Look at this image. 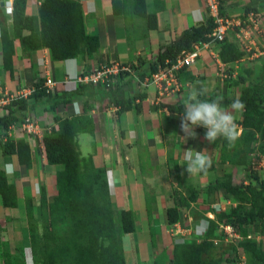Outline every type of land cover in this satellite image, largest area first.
<instances>
[{
  "label": "crops",
  "instance_id": "crops-1",
  "mask_svg": "<svg viewBox=\"0 0 264 264\" xmlns=\"http://www.w3.org/2000/svg\"><path fill=\"white\" fill-rule=\"evenodd\" d=\"M41 1L25 2V13L33 17L35 30L39 29ZM78 1L82 4L86 31L99 36V48L91 55L52 60L47 47L23 51L19 40L14 39L11 77L10 72L3 68L0 39V116L9 114L18 117L7 128L0 125V141L24 139L29 144L32 158V167L27 168L18 162L15 154L4 155L0 147V167L5 172L6 164L12 166L11 174L5 172V175L15 185L17 196L16 207H4L0 196V264H5V250L9 243L19 242L30 248L26 190L30 193L35 212L40 203V184L45 187L48 201L57 195L55 174L58 166L47 163L42 142L43 135L56 125V115L91 118L92 129L86 125L75 136L80 156H90L96 167L105 169L113 208L133 211L135 223L140 220L142 212L148 218L150 215L152 226L155 227L153 222L158 221L160 232L169 223L166 215L160 217L159 212H166L168 207L174 206L173 203L168 205L173 201L168 192L174 183L171 173L180 170L188 174L184 150H207L206 154L216 167L225 165L218 163V144L207 141L205 134H200L196 127L197 137L184 140L185 134L180 128L183 116L161 105L184 103L190 92L186 85L188 77L195 80L191 84L192 89L199 91L202 84L205 96L209 95L212 84H217L215 69L219 65L229 66L219 59V44L213 45L209 41L202 45L200 54L203 53V56L192 68L154 65L161 44L171 41L189 26L205 23L208 17L205 1L164 0L165 8L157 12V29L131 42L126 37L125 20L121 15L113 14L111 0ZM3 2L0 0V22L11 28V14L4 11ZM254 28L256 26L251 27L250 32ZM211 57L212 62L209 61ZM102 63L125 65L128 69L119 72L110 89L76 79L75 75L89 73ZM151 65L157 69L153 71ZM157 73L162 79H153ZM40 78L44 84L50 80V92L55 97L63 93L65 96L75 94L68 95L69 102L66 104L52 109L45 98L35 99L32 95L34 82ZM15 98L25 100L27 107L21 109L11 104ZM107 100H110L109 105ZM123 100L130 101L132 107L118 113V101ZM136 103L141 106L139 111L134 108ZM166 116L172 117L175 122L168 123ZM203 130L206 133L207 129L203 127ZM168 132H172L176 139L172 157L171 153L168 156L166 147ZM117 133L120 134L119 139ZM142 146L146 147V154L138 152ZM195 175L200 177L199 173ZM167 183L170 184L167 186Z\"/></svg>",
  "mask_w": 264,
  "mask_h": 264
},
{
  "label": "trees",
  "instance_id": "trees-1",
  "mask_svg": "<svg viewBox=\"0 0 264 264\" xmlns=\"http://www.w3.org/2000/svg\"><path fill=\"white\" fill-rule=\"evenodd\" d=\"M250 0L242 8L244 17L251 11V6L257 5ZM26 0H13L11 12V28L3 21L0 22V39L2 46L3 68L13 77L12 56L14 54L13 40L18 39L23 51H35L47 47L50 50L52 60H65L81 54L91 55L97 51L100 45L99 36L86 31L82 4L78 0H42L39 6V29H34L33 17L25 13ZM114 15H121L125 20L126 37L129 42L136 38L145 37L150 30H155L157 24V12L165 8L164 0H111ZM255 10V9H254ZM128 21H130L128 23ZM141 30L138 31V26ZM214 23L207 17L205 23L197 26H189L179 35L167 43L159 46L154 65L164 67L169 61H174L182 52L191 49L197 41H208L207 36ZM220 49L219 58L222 63L232 64L242 59L244 52L238 45L223 39L218 42ZM151 65L155 71L157 68ZM246 75L252 71L246 69ZM244 75H238V83H246ZM110 89V88H108ZM204 86L200 84V90ZM44 85L43 79L34 82L32 93L35 99L45 98L51 108L59 104L69 102V96L75 94H61L55 97ZM113 90V88H112ZM204 94L202 100H214L216 95ZM65 97V98H64ZM52 99V102H51ZM239 99L244 108L241 119L236 124L242 128V132L234 144L232 152L225 158L223 150L220 160L223 164L229 161L231 164L248 166L251 163L252 154L259 152L264 156V85L251 88L249 85L242 88V94L235 99L223 98L222 104H228ZM120 107L118 113L129 110L130 101H118ZM11 104L17 108L27 107L25 100L15 98ZM170 112L184 114V103L165 104ZM136 111L141 106L134 105ZM10 110L9 113H11ZM13 115L0 116V125L7 128L9 124L17 120ZM168 123L175 120L165 117ZM56 125L42 137L47 163L57 165L55 185L57 195L48 201L45 187L40 184V203L36 208L37 217L41 216L48 221L42 226V232H38L37 223L30 221L34 211L30 193H25V211L28 224L30 250L34 260L39 264H124L122 236L135 231V216L130 209H115L111 205L108 193L106 171L103 167H96L90 156L81 157L75 139L76 133L86 125L92 129V121L85 117H54ZM85 123V124H84ZM196 129L204 135L203 127ZM258 141L256 145L254 142ZM221 145L225 149L229 142L219 137L214 144ZM0 147L4 155L15 154L18 162L27 168L32 167L31 150L24 139H6L0 141ZM94 170L91 178L85 179L81 174L84 162ZM216 171L215 163L207 171L199 172L200 175ZM254 184H236L229 178V173L224 176L216 175L209 178L204 186V191L211 194L218 190H224L231 194L237 201L236 205L228 210L212 212L217 219L227 220L239 233L240 239L237 246L250 253L253 264H264V248L254 238L248 236L247 225L258 219H264V179L255 171H250ZM196 188V187H194ZM200 191V190H199ZM196 189L189 190V200L198 198ZM0 196L4 207H16L17 196L13 183H10L4 170L0 167ZM149 214V213H148ZM166 218L169 224H174L179 218L178 208L170 206L166 209ZM208 226L206 235L212 238L217 227V221L207 218ZM57 229V230H56ZM191 240L189 243L174 247L172 255L174 260L181 264H219L215 258L205 261L202 253L208 247V241ZM23 254V247L20 248ZM166 258V253H162ZM154 264L160 263L156 256Z\"/></svg>",
  "mask_w": 264,
  "mask_h": 264
},
{
  "label": "rangeland",
  "instance_id": "rangeland-1",
  "mask_svg": "<svg viewBox=\"0 0 264 264\" xmlns=\"http://www.w3.org/2000/svg\"><path fill=\"white\" fill-rule=\"evenodd\" d=\"M220 2V12L224 18L232 20L239 17L241 20H244V22H241V26L231 24L224 38L235 42L240 49L243 48L241 50L244 52V55L242 59L229 66L219 65V68L215 69V72H217V84H212L213 88H210L209 94L214 91L213 94L218 97L235 99L242 94V88L247 85L251 88L264 85V0L254 2L258 6H251L249 13L251 19L255 21V25L251 23L252 20H246L247 15L244 17L242 7L248 3L246 0H220ZM137 26L138 31H140L141 25ZM254 26L256 28L253 29V32H250V28ZM240 27L242 29H239ZM216 42L218 43L217 40L212 39L213 45ZM195 45L198 46V50L200 51L202 43L196 42V44H193L192 49L195 48ZM202 56L203 53H199L198 59ZM209 61L212 62L214 60L211 57ZM246 69H250L252 74L246 75ZM238 75L246 76L247 82L237 84ZM194 83V78L189 79L188 77L186 85L190 91L193 90L191 84ZM108 102L110 103V100L106 102L109 105ZM231 104L232 102L225 103L222 104V107L232 112L235 122H237L241 119L242 110L237 111L232 109ZM239 130L241 133L242 128L240 126ZM120 133L122 134V131ZM117 137L118 139L120 138L119 133H117ZM175 141L176 139L172 132H168L166 142L168 156L170 153L171 157L173 155V144ZM237 142L236 140L234 143L227 145L225 149H222L219 143L220 153L223 150L225 158H228L234 144ZM257 143L258 141H255L254 145ZM138 152L146 154V147H140ZM218 163H222L220 159H218ZM223 164L228 166L221 165L219 168L216 167L215 172L200 175V177L195 174L181 173L180 170L171 173L174 183L170 185L168 192L171 193L170 196L173 201L168 202V205L173 203L174 206L178 207L179 218L177 222L166 225L160 232L158 231V221L153 222L155 227L152 226L150 215L148 218L146 213L142 212L140 214V220L135 223V231L122 236L124 264H154L156 256L159 257L160 263L162 262L163 264H181L180 261L174 260L172 250L174 247L182 245L183 243H189L191 240H206L208 237L206 235L208 226L207 218L215 219L217 221V227L214 230L213 237L207 239L208 247L202 253V258L208 261L213 257L219 261V264H253L250 253L243 251L237 246V241L240 239V236L235 228L227 220L217 219L212 213L228 210L231 206L236 205V199L224 190L207 194L203 189L209 181V178L214 176V174L224 176L226 172L229 173V178L233 183L254 184L255 181L251 178L250 171H255L259 177L264 179V160L260 159L254 153L251 163L248 166L230 164L229 161H225ZM93 173L94 170L85 161L81 168L82 176L85 179H89ZM170 183H167V186ZM194 187L197 188V191H200L198 198L195 201H190L189 190L196 189ZM34 212L30 221L37 223L38 232L41 233L42 226L48 224V221H45L42 215L37 217V213ZM165 215L166 212L164 210L159 212L160 217ZM247 229L248 236L254 238L264 248V219H258L248 224ZM157 233L160 235L157 236ZM21 246L23 247V254L20 251ZM163 252L166 253V258L162 254ZM5 256V264H39L38 261L34 260L30 248L24 247L19 242L9 243L6 246Z\"/></svg>",
  "mask_w": 264,
  "mask_h": 264
},
{
  "label": "clouds",
  "instance_id": "clouds-1",
  "mask_svg": "<svg viewBox=\"0 0 264 264\" xmlns=\"http://www.w3.org/2000/svg\"><path fill=\"white\" fill-rule=\"evenodd\" d=\"M205 5H206V3H205ZM219 6H221V2H220ZM206 9H207V7H206ZM219 11H220V7H219ZM207 13H208V9H207ZM220 15H221V12H220ZM249 15H250V13L247 14V17H246L247 21L252 20V19L248 20ZM208 17H210L209 13H208ZM250 18H251V15H250ZM236 19H240V18L238 17ZM236 19H234V20H236ZM242 21L244 22V20H242ZM251 23H253V20L251 21ZM209 41H212L211 37H210V40H208V41H201L200 40L197 42L204 44V43L209 42ZM219 47H220V45H219ZM241 49H243V48H241ZM173 62L174 61H169V64H172ZM102 64H107V63H102ZM108 65H110V64H108ZM181 67H183V66H181ZM184 67H186V66H184ZM186 68H192V67H186ZM91 72H89V73H91ZM80 74H82V73L75 75L76 79H77V76ZM90 84H93V83H90ZM93 85H100V84H93ZM111 86L107 87V88H111ZM45 87L47 88V86H45ZM102 87H105V86H102ZM48 88L50 90L49 86H48ZM205 92H206L205 89H202L199 91L196 89H193L190 91L187 99H185V101H184V105H183L184 106V114H183V117L181 118V123H180L181 131L185 134L183 137L184 140H186L187 138H196L197 133L194 129H195V127L199 126V127H204L207 129V131L205 133V139L209 142L215 143V141L219 137H223L229 142V144L234 143L239 138V136L241 134L240 130H239V126L235 122L234 115L232 114V112H230L229 110L222 107L223 97H217L214 100H202V99H200L199 97L203 96L205 94ZM231 108L239 111V110H242L244 108V104L239 99H236L232 102ZM184 151H185V160H186V170L190 175H194V174H197L199 172L207 171V169L211 167L212 161H211V158L206 154L207 150L200 151V150H195V149L189 148V149L184 150ZM255 153L258 155V157H260V159L264 160V156L262 154H260L258 151ZM4 169H5L6 174H11V171H12L11 165L6 164L4 166Z\"/></svg>",
  "mask_w": 264,
  "mask_h": 264
},
{
  "label": "built area",
  "instance_id": "built-area-1",
  "mask_svg": "<svg viewBox=\"0 0 264 264\" xmlns=\"http://www.w3.org/2000/svg\"><path fill=\"white\" fill-rule=\"evenodd\" d=\"M12 1L13 0H4L3 2V8L4 11L8 14H11L12 12ZM206 7L208 9V13L214 23V27L207 36L211 37L214 40H217L218 42L223 40L224 37L226 36V31L229 28L230 25H236L239 26L242 22L241 19H232L229 20L227 18H223L220 15L219 11V5H220V0H205ZM250 15L248 17V20H250ZM241 26V25H240ZM239 29H242L241 27ZM196 44V43H194ZM202 45H205L202 44ZM201 45V46H202ZM200 51L198 50V46L195 45V48L182 51L174 60V62L170 65L173 67H181V66H186V67H193L194 64L198 60ZM169 63V60H168ZM128 67L125 65H118L116 63L113 64H101L98 67H96L91 73H82L77 76V80L79 82H85V83H93V84H100L102 86L110 87L113 85L115 82L116 77L119 75L120 71H125L127 70ZM154 80H160L161 74L157 73L153 75ZM162 79V78H161ZM50 80H48L45 83V86H47V92L49 90L48 86L50 85Z\"/></svg>",
  "mask_w": 264,
  "mask_h": 264
},
{
  "label": "bare ground",
  "instance_id": "bare-ground-1",
  "mask_svg": "<svg viewBox=\"0 0 264 264\" xmlns=\"http://www.w3.org/2000/svg\"><path fill=\"white\" fill-rule=\"evenodd\" d=\"M209 215H211V216H212V214H211V213H209Z\"/></svg>",
  "mask_w": 264,
  "mask_h": 264
}]
</instances>
